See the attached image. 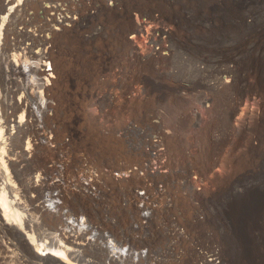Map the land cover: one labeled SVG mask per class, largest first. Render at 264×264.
Segmentation results:
<instances>
[{"label":"rangeland","instance_id":"1","mask_svg":"<svg viewBox=\"0 0 264 264\" xmlns=\"http://www.w3.org/2000/svg\"><path fill=\"white\" fill-rule=\"evenodd\" d=\"M10 1L9 159L85 263L264 264V0Z\"/></svg>","mask_w":264,"mask_h":264},{"label":"bare ground","instance_id":"2","mask_svg":"<svg viewBox=\"0 0 264 264\" xmlns=\"http://www.w3.org/2000/svg\"><path fill=\"white\" fill-rule=\"evenodd\" d=\"M20 1L21 0H18V2ZM13 4L14 0H11L7 5ZM13 8L15 7L12 6L9 11ZM5 19L6 16L2 17V20H0V41L4 36L3 25ZM2 63H4L3 60ZM14 71L27 78L31 76V74L33 75V73H36V69L32 68L27 70L17 68ZM32 85L33 84L30 86ZM6 99H8L6 95H0V109L3 110L2 118L5 119L2 122L0 115V264H88L85 263V260L83 259L82 255L84 249L82 248L84 247L83 243L78 241L79 232L77 231H80L78 229H81V227L83 228V224L87 221L89 222V220L85 219L84 216H80L76 219L72 218V223L68 222V225L60 227V224L58 225L57 222L60 218V212L57 214L48 213L51 211L52 206L45 205L47 202L43 197H38L37 201L30 198L29 193L33 191L36 192L35 187L31 182L28 183L26 180V182L24 181V175L17 169V164L13 163L12 160L9 159L11 154L15 155V150L21 144L24 135L11 136L9 133L8 130L9 127H11L10 124L12 121L8 115V104ZM27 112H29V115L31 116L30 111ZM18 119V121L13 120L16 122L15 128L17 127L18 129H21L20 126L22 120L24 119V112L19 115ZM8 146L9 148L6 150ZM26 156L27 155L25 153L22 154L20 156L21 160H19V163L22 164L23 162H26L29 167L33 168L35 164L37 165L42 162V159L39 160L40 158L33 159L32 161L27 159L28 161H25ZM23 157H25L24 160L22 159ZM10 169L13 170V173H20L18 180L20 183L19 187H17V183H15ZM45 175V180L43 179L44 181L42 182V188L40 191L43 188L48 190L49 188H54V186L59 187V184L61 183V180L59 179L53 182L50 186L48 183V181L53 180L57 175H59V172H57L56 169H48ZM62 179L64 180L63 177ZM34 203L38 204L35 205ZM53 206L55 207L54 204ZM46 210L49 211L45 212ZM29 212H31V217H27ZM34 212L40 213L38 219H41V222L39 220L34 221L32 219ZM47 225H50L56 230V232H58L56 237L59 240L60 245H49L48 243L43 242L47 238V235L44 234V227ZM76 240L79 243H77ZM215 263L214 259H212L209 264ZM216 264H219L218 260Z\"/></svg>","mask_w":264,"mask_h":264}]
</instances>
